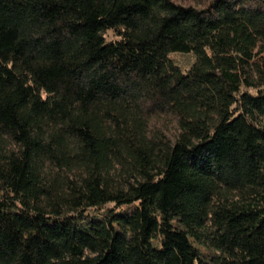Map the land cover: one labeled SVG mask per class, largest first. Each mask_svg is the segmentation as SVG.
Here are the masks:
<instances>
[{
  "label": "trees",
  "instance_id": "16d2710c",
  "mask_svg": "<svg viewBox=\"0 0 264 264\" xmlns=\"http://www.w3.org/2000/svg\"><path fill=\"white\" fill-rule=\"evenodd\" d=\"M0 264H264V0H0Z\"/></svg>",
  "mask_w": 264,
  "mask_h": 264
},
{
  "label": "rangeland",
  "instance_id": "374dc122",
  "mask_svg": "<svg viewBox=\"0 0 264 264\" xmlns=\"http://www.w3.org/2000/svg\"><path fill=\"white\" fill-rule=\"evenodd\" d=\"M106 36H110V32H106L105 33ZM174 59L176 60V62L178 64H180L182 67L186 68L192 61V54L190 53H179V54H174ZM130 208V206H122L119 208V211H125V210H128ZM91 212L93 213H101V211L99 210H90ZM101 215V214H100ZM171 224L173 227H176V228H180L181 225L180 223L178 222V220L176 218H172L171 219ZM189 241L191 243V246L193 248V250L195 251V253L200 257L202 258L203 260H206L210 257V255L212 254V251L206 247L205 245L201 244L200 242H197L195 241L194 239L192 238H189ZM153 244H157V241L156 240H153L152 241Z\"/></svg>",
  "mask_w": 264,
  "mask_h": 264
}]
</instances>
